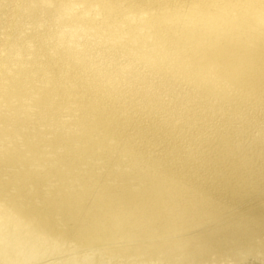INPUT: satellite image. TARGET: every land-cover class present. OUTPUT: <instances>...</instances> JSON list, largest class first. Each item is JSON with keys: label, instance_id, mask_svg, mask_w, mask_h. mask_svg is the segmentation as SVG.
<instances>
[{"label": "bare ground", "instance_id": "obj_1", "mask_svg": "<svg viewBox=\"0 0 264 264\" xmlns=\"http://www.w3.org/2000/svg\"><path fill=\"white\" fill-rule=\"evenodd\" d=\"M237 7L0 0V205L95 264H264V52L221 42Z\"/></svg>", "mask_w": 264, "mask_h": 264}, {"label": "rangeland", "instance_id": "obj_2", "mask_svg": "<svg viewBox=\"0 0 264 264\" xmlns=\"http://www.w3.org/2000/svg\"><path fill=\"white\" fill-rule=\"evenodd\" d=\"M237 1L232 18L249 17V23L246 29L221 34V42L234 50L264 52V0ZM225 10L224 6L220 8L221 13ZM39 19L48 27L53 25L48 12H40ZM258 262L261 259L254 260V264ZM0 264H95V261L92 252L72 244L63 246L56 239L36 233L32 222L22 220L14 211L0 205Z\"/></svg>", "mask_w": 264, "mask_h": 264}]
</instances>
